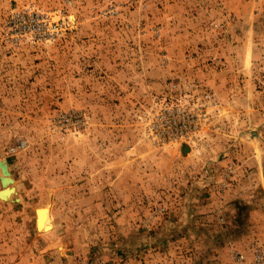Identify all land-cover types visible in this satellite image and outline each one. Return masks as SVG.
I'll list each match as a JSON object with an SVG mask.
<instances>
[{
  "label": "rangeland",
  "instance_id": "374dc122",
  "mask_svg": "<svg viewBox=\"0 0 264 264\" xmlns=\"http://www.w3.org/2000/svg\"><path fill=\"white\" fill-rule=\"evenodd\" d=\"M243 1L0 0V264L251 263L264 0ZM164 102L199 114L189 138L151 135Z\"/></svg>",
  "mask_w": 264,
  "mask_h": 264
},
{
  "label": "built area",
  "instance_id": "2783aa9c",
  "mask_svg": "<svg viewBox=\"0 0 264 264\" xmlns=\"http://www.w3.org/2000/svg\"><path fill=\"white\" fill-rule=\"evenodd\" d=\"M163 104L164 109L150 127V133L156 142L177 143L189 138L195 132L199 114L195 115L183 106H168L171 102ZM234 260L236 264H249L244 253H236ZM250 264H264V241H258L253 245V258Z\"/></svg>",
  "mask_w": 264,
  "mask_h": 264
},
{
  "label": "crops",
  "instance_id": "0c3cea01",
  "mask_svg": "<svg viewBox=\"0 0 264 264\" xmlns=\"http://www.w3.org/2000/svg\"><path fill=\"white\" fill-rule=\"evenodd\" d=\"M227 3H225V6L227 8H229L230 10H234L236 11L238 14L241 13L242 9L244 8V1L243 0H238V2L234 5V0H225ZM234 5V7H233ZM251 88V87H250ZM248 88V89H250ZM247 89V91H248ZM251 90V89H250ZM259 103H253V109L257 110L258 107L256 106ZM243 110L241 109V112ZM259 113V112H258ZM257 113V114H258ZM261 120V117L258 115L257 117H255L254 122L255 123H259ZM244 122L246 123V121L244 120ZM257 126V140L253 139V142L251 143L252 147H251V158L249 159V161L247 163L251 164H255L258 168H264V131L260 128V125H256ZM257 141V144H256ZM258 145V146H257ZM246 161V160H245ZM258 183L261 184V182L258 180ZM264 198V196H263ZM208 217V216H207ZM206 217V218H207Z\"/></svg>",
  "mask_w": 264,
  "mask_h": 264
},
{
  "label": "bare ground",
  "instance_id": "6f19581e",
  "mask_svg": "<svg viewBox=\"0 0 264 264\" xmlns=\"http://www.w3.org/2000/svg\"><path fill=\"white\" fill-rule=\"evenodd\" d=\"M5 161L2 160V162L0 163V175L1 178L4 179V183H6L4 189L1 191V195L3 197H7V195L11 194V177L10 174L8 172L9 167H7L5 165ZM3 183V182H2ZM3 183V184H4ZM42 212L40 213L39 217H38V229L42 230L45 228V226L47 225L48 222V218H49V214L48 211L46 209V207H43L40 209Z\"/></svg>",
  "mask_w": 264,
  "mask_h": 264
},
{
  "label": "water",
  "instance_id": "95a60500",
  "mask_svg": "<svg viewBox=\"0 0 264 264\" xmlns=\"http://www.w3.org/2000/svg\"><path fill=\"white\" fill-rule=\"evenodd\" d=\"M1 162H2V160H0V163H1ZM5 165L8 167L7 163H5ZM8 172H9V170H8ZM1 181L4 183V179H3V178L1 179ZM11 182H14L13 177H11Z\"/></svg>",
  "mask_w": 264,
  "mask_h": 264
}]
</instances>
